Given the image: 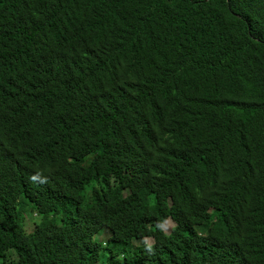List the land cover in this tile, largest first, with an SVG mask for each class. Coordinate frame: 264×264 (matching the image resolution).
Returning a JSON list of instances; mask_svg holds the SVG:
<instances>
[{
  "label": "trees",
  "instance_id": "trees-1",
  "mask_svg": "<svg viewBox=\"0 0 264 264\" xmlns=\"http://www.w3.org/2000/svg\"><path fill=\"white\" fill-rule=\"evenodd\" d=\"M0 264H264V0H0Z\"/></svg>",
  "mask_w": 264,
  "mask_h": 264
},
{
  "label": "rangeland",
  "instance_id": "rangeland-1",
  "mask_svg": "<svg viewBox=\"0 0 264 264\" xmlns=\"http://www.w3.org/2000/svg\"><path fill=\"white\" fill-rule=\"evenodd\" d=\"M21 213L24 216H27L25 219V225H26V229L28 231L32 230L34 228V225L37 221L40 220V218L37 217V215L35 213H32V209H31V205L27 204L25 207H22L21 209ZM174 221L171 218H168L164 224V229L169 232L171 230V228L174 226ZM111 235V230L108 227H103L102 229L99 230V232L95 235V238L97 240H100L102 242H105L107 240V238ZM141 240L139 239H134L133 243L137 244L140 242ZM144 241L148 242V243H152L153 239L152 237H146L144 239ZM133 243L132 245H127L128 250H132L133 248Z\"/></svg>",
  "mask_w": 264,
  "mask_h": 264
}]
</instances>
